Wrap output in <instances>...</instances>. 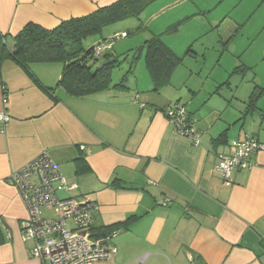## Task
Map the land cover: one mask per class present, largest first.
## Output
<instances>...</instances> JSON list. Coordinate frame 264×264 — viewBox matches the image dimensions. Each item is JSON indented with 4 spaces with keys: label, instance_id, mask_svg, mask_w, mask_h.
Returning a JSON list of instances; mask_svg holds the SVG:
<instances>
[{
    "label": "crops",
    "instance_id": "1",
    "mask_svg": "<svg viewBox=\"0 0 264 264\" xmlns=\"http://www.w3.org/2000/svg\"><path fill=\"white\" fill-rule=\"evenodd\" d=\"M115 1L0 0V33L11 44L29 23L53 29ZM199 7V14L207 11ZM31 70L48 88L61 74L59 64ZM127 87L83 99L61 89L51 95L13 61L0 62V112L10 118L0 131V264H41L22 240L27 211L9 178L42 154L76 185L64 198L98 205L94 228L131 219L111 240L117 253L100 264H264V150L229 184L214 171L218 155L234 153L232 142L248 136L264 146V111L240 124L246 108L189 110L198 99L193 88L172 96L169 85L158 93L150 92L152 84ZM174 102L196 120L198 145L174 133L165 118L162 111Z\"/></svg>",
    "mask_w": 264,
    "mask_h": 264
},
{
    "label": "rangeland",
    "instance_id": "2",
    "mask_svg": "<svg viewBox=\"0 0 264 264\" xmlns=\"http://www.w3.org/2000/svg\"><path fill=\"white\" fill-rule=\"evenodd\" d=\"M219 1L156 0L140 16L146 31L135 32L139 24L135 19L105 28L102 36L106 38L121 32L128 34L113 42V52L121 63L111 72V86L119 83L129 68L131 57L125 60L123 54L140 50L150 34H162L164 43L182 58L167 89H174L172 96L181 91L180 96L193 88L198 99L188 102L189 110L195 108L198 113L217 106L227 114L245 109L255 91L259 93L257 108L264 111V0ZM203 5L207 11L199 14V6ZM172 26H177L174 33L168 32ZM99 39V35L88 36L82 45L87 49ZM189 46L191 52L186 54ZM142 55L135 61L128 81L139 89L151 86ZM58 196L69 194L62 192ZM42 212L45 217L53 216L51 211Z\"/></svg>",
    "mask_w": 264,
    "mask_h": 264
},
{
    "label": "trees",
    "instance_id": "3",
    "mask_svg": "<svg viewBox=\"0 0 264 264\" xmlns=\"http://www.w3.org/2000/svg\"><path fill=\"white\" fill-rule=\"evenodd\" d=\"M155 1L116 0L110 5L98 8L91 14L62 21L53 29H45L29 23L18 34L10 37L11 44L7 42L8 35L0 33V62L2 60L13 61L48 94L53 95L56 89H61L69 96L83 99L107 90L116 92L127 90L128 78L133 75L135 61L143 53L145 69L152 84L150 92L158 93L160 88L170 84L171 76L182 60L164 43L162 34H150L140 48L141 52L138 49L137 51L129 50L123 54L125 60L129 56L131 57L130 65L120 82L113 86H111V72L121 63L113 52V45L110 50H105L98 55L95 52L97 46L114 42V35L110 38L102 36L103 30L112 24L135 19L139 22L135 32L146 31V27L140 21V16ZM176 31L177 26L168 29L170 33ZM92 35H99L100 39L95 45L89 46L87 49L84 48L83 40ZM126 35L128 36L127 33ZM190 52L191 46L186 49L185 53ZM39 64H59L61 66L60 78L54 88L44 87L33 74L32 67ZM256 94L259 93L254 91L251 94L246 111L238 123L242 124V121L252 111H259L256 103L258 95ZM177 106L182 107L187 112L188 118L196 122L184 104L179 102L172 103L162 111L165 118ZM196 130L199 132L197 122ZM76 162L81 168L87 169L86 165H81L83 159H77ZM116 183L117 181L113 182L114 185ZM130 220L127 219L110 227L94 228L92 226L93 236L103 239L106 244L111 245V240L114 237L129 229Z\"/></svg>",
    "mask_w": 264,
    "mask_h": 264
},
{
    "label": "built area",
    "instance_id": "4",
    "mask_svg": "<svg viewBox=\"0 0 264 264\" xmlns=\"http://www.w3.org/2000/svg\"><path fill=\"white\" fill-rule=\"evenodd\" d=\"M126 32L114 35V41L126 38ZM113 43L96 48V55L110 50ZM6 100L4 99L3 102ZM174 133L198 145L201 134L196 122L191 121L180 106L167 115ZM9 116L0 112V131L9 123ZM232 155H218L214 171L229 184L235 171H247L253 166L252 156L264 150L262 144L251 139L234 141ZM10 184L17 190L26 211L27 219L20 224L22 240L30 243L29 254L41 264H100L111 259L117 250L103 239L93 236V217L98 212L94 202H77L72 198H58L62 192L76 190L56 170L47 154L35 158L28 165L12 174ZM53 212L45 217L42 211Z\"/></svg>",
    "mask_w": 264,
    "mask_h": 264
}]
</instances>
